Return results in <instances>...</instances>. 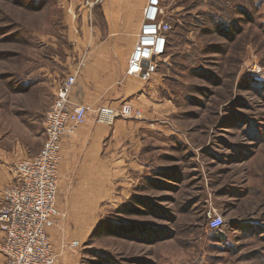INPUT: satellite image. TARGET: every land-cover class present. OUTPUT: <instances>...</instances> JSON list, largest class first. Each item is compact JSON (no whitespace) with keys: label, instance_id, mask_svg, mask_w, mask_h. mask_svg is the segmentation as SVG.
Instances as JSON below:
<instances>
[{"label":"rangeland","instance_id":"374dc122","mask_svg":"<svg viewBox=\"0 0 264 264\" xmlns=\"http://www.w3.org/2000/svg\"><path fill=\"white\" fill-rule=\"evenodd\" d=\"M71 2L0 0V156L13 173L43 148L55 81L71 75ZM165 7L169 47L140 108L144 173L91 222L59 203L57 264H264V0Z\"/></svg>","mask_w":264,"mask_h":264},{"label":"crops","instance_id":"0c3cea01","mask_svg":"<svg viewBox=\"0 0 264 264\" xmlns=\"http://www.w3.org/2000/svg\"><path fill=\"white\" fill-rule=\"evenodd\" d=\"M72 1L67 23L75 53L66 64L69 74H74L82 58L86 61L72 92L74 106L118 107L133 97L129 104L142 108L141 103L149 100V85L126 72L148 0H84L87 5H81L83 0ZM61 80L55 81V95ZM145 126L143 120H118L113 125L90 120L63 139L58 198L62 211L71 213L77 222H91L112 191L126 189L144 173ZM23 157L20 160L30 156ZM15 162L13 156H0V200L15 181L10 167ZM3 238L0 231V242ZM4 262L0 253V264Z\"/></svg>","mask_w":264,"mask_h":264},{"label":"built area","instance_id":"2783aa9c","mask_svg":"<svg viewBox=\"0 0 264 264\" xmlns=\"http://www.w3.org/2000/svg\"><path fill=\"white\" fill-rule=\"evenodd\" d=\"M166 1L148 0L143 11V24L135 48L129 57L127 76L147 83L158 72L159 64L169 47L171 26L166 22ZM76 73L61 80L55 99L46 115V140L41 151L21 160L14 169L15 181L4 192L0 208V253L4 264H57L50 231L60 218V168L63 162L62 141L75 135L90 120L113 125L120 119L141 120L144 113L129 103L74 106L72 92L77 82ZM225 224L221 216L211 222L218 231ZM80 244L72 243L68 249Z\"/></svg>","mask_w":264,"mask_h":264}]
</instances>
